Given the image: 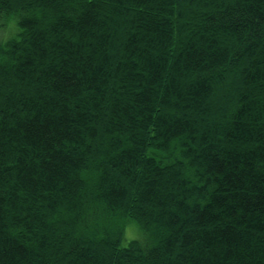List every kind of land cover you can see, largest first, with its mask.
I'll list each match as a JSON object with an SVG mask.
<instances>
[{
    "label": "trees",
    "instance_id": "1",
    "mask_svg": "<svg viewBox=\"0 0 264 264\" xmlns=\"http://www.w3.org/2000/svg\"><path fill=\"white\" fill-rule=\"evenodd\" d=\"M0 264H264V0H0Z\"/></svg>",
    "mask_w": 264,
    "mask_h": 264
},
{
    "label": "rangeland",
    "instance_id": "2",
    "mask_svg": "<svg viewBox=\"0 0 264 264\" xmlns=\"http://www.w3.org/2000/svg\"><path fill=\"white\" fill-rule=\"evenodd\" d=\"M129 229H131V227L129 226L128 227ZM132 231V232H131ZM128 234L131 236V235H134V231L133 230H130V231H128Z\"/></svg>",
    "mask_w": 264,
    "mask_h": 264
}]
</instances>
